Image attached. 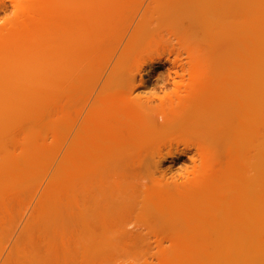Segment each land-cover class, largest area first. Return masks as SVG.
<instances>
[{
    "label": "bare ground",
    "instance_id": "1",
    "mask_svg": "<svg viewBox=\"0 0 264 264\" xmlns=\"http://www.w3.org/2000/svg\"><path fill=\"white\" fill-rule=\"evenodd\" d=\"M0 264H264V0H0Z\"/></svg>",
    "mask_w": 264,
    "mask_h": 264
}]
</instances>
